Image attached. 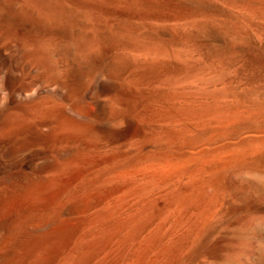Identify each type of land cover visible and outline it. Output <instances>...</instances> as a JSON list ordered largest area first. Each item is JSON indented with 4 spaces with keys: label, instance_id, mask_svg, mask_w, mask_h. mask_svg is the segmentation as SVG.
<instances>
[{
    "label": "bare ground",
    "instance_id": "6f19581e",
    "mask_svg": "<svg viewBox=\"0 0 264 264\" xmlns=\"http://www.w3.org/2000/svg\"><path fill=\"white\" fill-rule=\"evenodd\" d=\"M0 264H264V0H0Z\"/></svg>",
    "mask_w": 264,
    "mask_h": 264
}]
</instances>
